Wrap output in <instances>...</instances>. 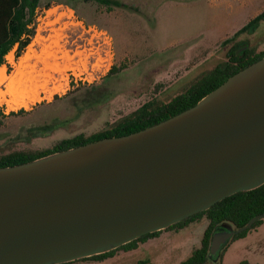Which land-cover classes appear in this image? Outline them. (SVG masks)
Wrapping results in <instances>:
<instances>
[{
	"label": "water",
	"instance_id": "1",
	"mask_svg": "<svg viewBox=\"0 0 264 264\" xmlns=\"http://www.w3.org/2000/svg\"><path fill=\"white\" fill-rule=\"evenodd\" d=\"M264 184V57L137 132L0 168V264H64L159 232ZM212 230L206 264L233 237Z\"/></svg>",
	"mask_w": 264,
	"mask_h": 264
},
{
	"label": "rangeland",
	"instance_id": "2",
	"mask_svg": "<svg viewBox=\"0 0 264 264\" xmlns=\"http://www.w3.org/2000/svg\"><path fill=\"white\" fill-rule=\"evenodd\" d=\"M123 2L128 8L108 11L94 1H39L30 44L19 57L15 46L0 67L6 77L0 83V157L51 149L65 138L108 130L146 102L166 103L223 65L232 47L264 51V16L235 35L264 12V0ZM44 61L67 65L65 74L54 75L38 96H25L28 108H16L9 83L17 76L26 82L31 67ZM208 223L202 217L102 262L71 264H179L200 247ZM223 255L222 264H264V222Z\"/></svg>",
	"mask_w": 264,
	"mask_h": 264
},
{
	"label": "trees",
	"instance_id": "3",
	"mask_svg": "<svg viewBox=\"0 0 264 264\" xmlns=\"http://www.w3.org/2000/svg\"><path fill=\"white\" fill-rule=\"evenodd\" d=\"M40 0H0V67L4 64L5 56L15 47L16 57L30 44L34 35V16ZM94 1L104 6L108 11L114 8H128L123 0H83ZM264 16V12L255 17L235 35L245 31L249 26ZM227 61L216 67L210 73L204 75L183 93L173 97L166 103L155 100L141 105L136 111L124 117L108 130H103L89 136L75 135L58 141L51 149L38 152H13L0 157V168L20 165L50 153L78 147L104 138L120 137L128 135L154 124H157L171 116H174L192 106L202 97L217 88L229 77L255 63L264 57V51L256 52L245 46L232 47L227 53ZM114 69L111 71L113 72ZM23 112V111H20ZM264 213V184L254 190L239 192L214 204L209 209L201 211L187 219L170 226L168 229H181L190 222L205 217L208 226L204 231L201 245L191 255L179 264H206L207 250L213 228L222 221H229L236 227L244 226L253 216ZM264 220L257 221L250 229L234 236L232 240L244 238L248 232ZM160 232V231H159ZM159 232L144 235L128 244L112 251L79 260H93L102 262L112 258L118 251H132L139 243L158 236ZM74 262V261H73ZM72 262L64 263L71 264ZM138 264H148L139 261ZM219 264H222L221 262ZM247 264V263H241Z\"/></svg>",
	"mask_w": 264,
	"mask_h": 264
},
{
	"label": "bare ground",
	"instance_id": "4",
	"mask_svg": "<svg viewBox=\"0 0 264 264\" xmlns=\"http://www.w3.org/2000/svg\"><path fill=\"white\" fill-rule=\"evenodd\" d=\"M61 59V57H59ZM55 63L49 64L48 62H41L42 64L35 63L29 73L28 78L25 82V77L23 75V71H19L18 75L22 78H13L15 82H10L8 85V91L10 95L13 96L12 102L16 104V108L18 107H26L28 108L29 103L24 101V97L33 94L36 96L39 90H45L46 86L49 82L55 81L54 75L62 76V72L67 68V65L61 66L59 62L54 61ZM64 73V72H63ZM65 74V73H64ZM6 77L4 72L0 77V83L5 81ZM23 80V82H22ZM57 82V81H56ZM55 83V82H54ZM38 96V95H37ZM18 98H20V102H18ZM12 108V106H11Z\"/></svg>",
	"mask_w": 264,
	"mask_h": 264
},
{
	"label": "flooded vegetation",
	"instance_id": "5",
	"mask_svg": "<svg viewBox=\"0 0 264 264\" xmlns=\"http://www.w3.org/2000/svg\"><path fill=\"white\" fill-rule=\"evenodd\" d=\"M259 226H260V225H259ZM185 227H186V226H185ZM257 227H258V226H257ZM257 227H256V228H257ZM183 228H184V227H183ZM256 228H254V229H256ZM181 229H182V228H181ZM254 229H252V230H254ZM167 230H172V229H168V228H167V229H165V230H163V231H167ZM250 231H251V230H250ZM250 231H249V232H250ZM160 232H161V231H160ZM160 232H159V233H160ZM249 232H248V233H249ZM237 235H238V234H237ZM235 236H236V235H235ZM233 238H234V237H233ZM233 241H235V240H232L231 243H232ZM224 251H225V250H224ZM224 251H223V253H224ZM223 253H222V255H221V261H220L221 263H222V256H223Z\"/></svg>",
	"mask_w": 264,
	"mask_h": 264
},
{
	"label": "crops",
	"instance_id": "6",
	"mask_svg": "<svg viewBox=\"0 0 264 264\" xmlns=\"http://www.w3.org/2000/svg\"><path fill=\"white\" fill-rule=\"evenodd\" d=\"M25 73H26V72H25ZM24 79H26V76H25ZM254 230H255V229H254ZM246 236H247V235H246ZM246 236H245L244 238H246ZM244 238L238 239V241H239V240H243ZM230 244H231V243H230ZM230 244H229V245H230ZM229 245L226 247V249L229 247ZM226 249H225V251H226ZM225 251H224V252H225ZM223 254H224V253H223ZM223 256H224V255H223ZM223 256H222V257H223Z\"/></svg>",
	"mask_w": 264,
	"mask_h": 264
}]
</instances>
